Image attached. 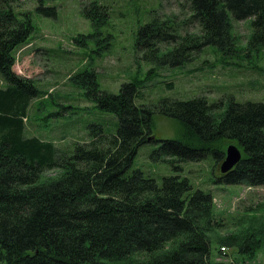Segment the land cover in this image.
<instances>
[{
    "label": "trees",
    "instance_id": "trees-1",
    "mask_svg": "<svg viewBox=\"0 0 264 264\" xmlns=\"http://www.w3.org/2000/svg\"><path fill=\"white\" fill-rule=\"evenodd\" d=\"M18 1L0 0V76L6 85L0 89V264H260L256 258L263 241L253 233L223 240L219 259L213 257L211 236L223 224L211 193L193 191L180 175L158 184L134 169V162L142 146L159 142L150 158L180 173L182 164L208 156L224 161L226 147L233 143L242 160L215 182L264 186V103L230 101L223 110L221 103L200 97L137 105L142 82L124 84L114 94L102 91L97 74L88 69L70 81L100 110L119 119L116 133L92 125L91 141L76 144L72 153L27 137L32 102L42 93L32 80L14 72L15 51L36 30L30 14L14 11ZM183 1L200 35L183 37L171 22L154 19L138 32L141 60L156 68L185 66L209 47L234 55L233 21H250L248 55L264 48V0ZM44 5L40 0L38 11L56 17V9ZM81 13L96 29L109 24V8L98 2L84 5ZM100 30L74 42L85 47L97 39L95 53L100 56L110 51L113 40L111 34L98 39ZM162 46L173 49L163 52ZM155 114L177 120L182 137L157 140ZM54 170L60 177L44 180L45 172Z\"/></svg>",
    "mask_w": 264,
    "mask_h": 264
},
{
    "label": "rangeland",
    "instance_id": "rangeland-1",
    "mask_svg": "<svg viewBox=\"0 0 264 264\" xmlns=\"http://www.w3.org/2000/svg\"><path fill=\"white\" fill-rule=\"evenodd\" d=\"M45 7L56 9V17L38 11L40 0H19L12 5L19 14H30L36 27L31 39L15 51L14 72L30 79L41 91L34 100L26 122V136L53 142L61 151H74L76 144L91 141L90 126L101 125L105 133L115 134L119 119L100 110L83 89L70 81L79 72L91 69L98 76L101 90L118 94L122 85L142 82L137 105H156L163 99L187 101L205 97L210 104L221 103L226 110L230 101L264 103V48L248 55L253 33L250 21H233V36L237 52L223 56L209 47L194 54L185 66L156 68L140 59L137 47L139 29L152 22H171L180 34L200 35L199 27L190 23V11L183 0H42ZM93 2L107 6L110 21L101 30L82 15V8ZM96 30L102 39L113 36L110 51L98 56L97 39L85 47L77 46L74 39ZM163 52L173 46H162ZM248 56V57H247ZM152 73L150 74V72ZM6 85L0 76V89ZM66 109H60V108ZM58 114L59 117H50ZM183 135L181 124L162 115H154V137L157 140H177ZM235 145L233 143L228 144ZM160 143L142 146L134 162L148 178L162 183L163 178L180 175L189 180L193 191L202 190L214 197L216 218L223 226L212 234L213 257L223 240L231 236L253 233L263 243L256 262L264 264V186L219 185L222 162L212 156L201 162L182 164V172L165 162H154L150 155ZM236 146V145H235ZM225 150V152H226ZM60 171H47L44 180L60 177ZM222 249V248H221ZM222 251V250H221ZM223 252V251H222ZM224 253V252H223ZM227 249L225 254H233ZM228 257H223L225 260Z\"/></svg>",
    "mask_w": 264,
    "mask_h": 264
},
{
    "label": "water",
    "instance_id": "water-1",
    "mask_svg": "<svg viewBox=\"0 0 264 264\" xmlns=\"http://www.w3.org/2000/svg\"><path fill=\"white\" fill-rule=\"evenodd\" d=\"M242 151L235 145H230L225 153V159L221 166V173L227 174L233 170L242 160Z\"/></svg>",
    "mask_w": 264,
    "mask_h": 264
},
{
    "label": "built area",
    "instance_id": "built-area-1",
    "mask_svg": "<svg viewBox=\"0 0 264 264\" xmlns=\"http://www.w3.org/2000/svg\"><path fill=\"white\" fill-rule=\"evenodd\" d=\"M224 253H226L227 252V250L225 249V248H222L221 249Z\"/></svg>",
    "mask_w": 264,
    "mask_h": 264
}]
</instances>
